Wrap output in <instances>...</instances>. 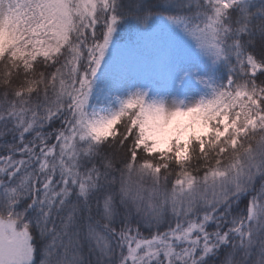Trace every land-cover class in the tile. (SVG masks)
Listing matches in <instances>:
<instances>
[{
	"label": "snow or ice",
	"instance_id": "obj_1",
	"mask_svg": "<svg viewBox=\"0 0 264 264\" xmlns=\"http://www.w3.org/2000/svg\"><path fill=\"white\" fill-rule=\"evenodd\" d=\"M0 264H264V0H0Z\"/></svg>",
	"mask_w": 264,
	"mask_h": 264
}]
</instances>
